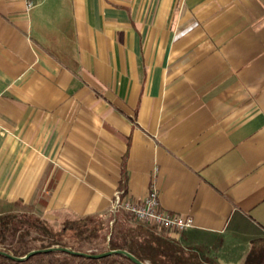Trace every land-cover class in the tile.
<instances>
[{"label":"crops","instance_id":"crops-1","mask_svg":"<svg viewBox=\"0 0 264 264\" xmlns=\"http://www.w3.org/2000/svg\"><path fill=\"white\" fill-rule=\"evenodd\" d=\"M0 0V215L191 216L207 264L264 247V0ZM264 264V259L262 261Z\"/></svg>","mask_w":264,"mask_h":264},{"label":"trees","instance_id":"trees-1","mask_svg":"<svg viewBox=\"0 0 264 264\" xmlns=\"http://www.w3.org/2000/svg\"><path fill=\"white\" fill-rule=\"evenodd\" d=\"M18 212L0 215V250L24 257L35 250L54 247L98 255L124 250L147 264H207L197 254L185 251L170 235L172 231L138 222L126 212L65 218L50 222L20 207ZM124 216L123 219L119 218ZM112 224V226L110 225ZM107 231V233H105ZM101 239L103 249L86 248ZM264 247L252 250L245 264H262ZM0 264H135L127 257L113 255L95 259L65 252L39 253L26 262L0 255Z\"/></svg>","mask_w":264,"mask_h":264},{"label":"built area","instance_id":"built-area-1","mask_svg":"<svg viewBox=\"0 0 264 264\" xmlns=\"http://www.w3.org/2000/svg\"><path fill=\"white\" fill-rule=\"evenodd\" d=\"M26 6L31 9L34 4L26 0ZM125 197V191L115 192L111 208L113 213L126 212L140 223L153 224L175 232H182L194 226L193 217L161 209L156 190H152L141 203H133Z\"/></svg>","mask_w":264,"mask_h":264},{"label":"water","instance_id":"water-1","mask_svg":"<svg viewBox=\"0 0 264 264\" xmlns=\"http://www.w3.org/2000/svg\"><path fill=\"white\" fill-rule=\"evenodd\" d=\"M51 252H65V253H69V254H76L79 256H86V257H91V258H95V259H102V258L113 256V255H122V256L127 257L129 260H131L135 264H147V263L140 261L137 257H135L131 253L124 251V250H111V251H108V252H105L102 254H98V255H89V254H85V253H81V252H74L68 248L54 247V248L43 249V250H35V251L30 252L28 255H26L24 257H15V256L8 254V253L1 251V250H0V255H3V256H5V257H7L13 261H16V262H26L31 257H33L39 253H51Z\"/></svg>","mask_w":264,"mask_h":264},{"label":"rangeland","instance_id":"rangeland-1","mask_svg":"<svg viewBox=\"0 0 264 264\" xmlns=\"http://www.w3.org/2000/svg\"><path fill=\"white\" fill-rule=\"evenodd\" d=\"M124 216H120L119 218L123 219ZM112 226V224H110ZM107 233V231L105 232ZM86 248H98L99 250L103 249V244L101 239H96L92 241V244H85Z\"/></svg>","mask_w":264,"mask_h":264}]
</instances>
